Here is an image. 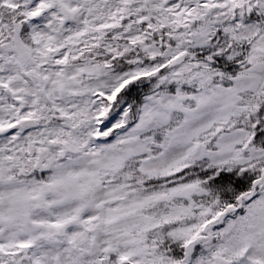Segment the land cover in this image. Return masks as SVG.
Wrapping results in <instances>:
<instances>
[{
  "label": "snow or ice",
  "instance_id": "6c2138e0",
  "mask_svg": "<svg viewBox=\"0 0 264 264\" xmlns=\"http://www.w3.org/2000/svg\"><path fill=\"white\" fill-rule=\"evenodd\" d=\"M0 264H264V0H0Z\"/></svg>",
  "mask_w": 264,
  "mask_h": 264
}]
</instances>
